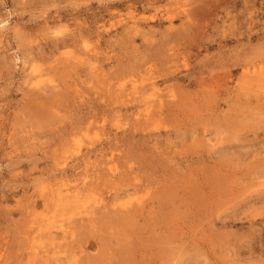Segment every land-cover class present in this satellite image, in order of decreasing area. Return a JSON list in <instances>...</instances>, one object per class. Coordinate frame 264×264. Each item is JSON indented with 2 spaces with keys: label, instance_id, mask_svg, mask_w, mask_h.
<instances>
[{
  "label": "rangeland",
  "instance_id": "obj_1",
  "mask_svg": "<svg viewBox=\"0 0 264 264\" xmlns=\"http://www.w3.org/2000/svg\"><path fill=\"white\" fill-rule=\"evenodd\" d=\"M118 263L264 264V0H0V264Z\"/></svg>",
  "mask_w": 264,
  "mask_h": 264
},
{
  "label": "bare ground",
  "instance_id": "obj_2",
  "mask_svg": "<svg viewBox=\"0 0 264 264\" xmlns=\"http://www.w3.org/2000/svg\"><path fill=\"white\" fill-rule=\"evenodd\" d=\"M172 1V0H171ZM177 3V2H176ZM167 13V12H166ZM184 19H186V18H184ZM146 24V23H145ZM171 24V23H170ZM100 35V34H99ZM68 39V38H67ZM201 76V75H200ZM196 81V80H195ZM152 86V85H151ZM147 90H148V88H147ZM141 91V90H140ZM141 93V92H140ZM163 95V94H162ZM153 102H154V100H152ZM156 101V100H155ZM154 104H156V103H154ZM166 106V105H165ZM153 108V107H152ZM170 108V107H169ZM145 114V113H144ZM143 115V114H142ZM152 118V117H151ZM94 213V212H93ZM186 213H187V211H186ZM123 220V219H122ZM33 221V220H32ZM91 222H93V221H91ZM72 232V231H71ZM50 234V233H49ZM53 236V235H52ZM59 236V235H58ZM57 236V237H58ZM66 238V237H65ZM126 238V237H125ZM29 239V238H28ZM53 239V238H52ZM56 239V238H55ZM139 242V241H138ZM141 244V243H140ZM34 245V244H33ZM33 247V246H32ZM136 247H137V245H136ZM27 249V248H26ZM141 252H142V250H141ZM129 257V256H128ZM122 262V261H121ZM119 264V263H118Z\"/></svg>",
  "mask_w": 264,
  "mask_h": 264
}]
</instances>
